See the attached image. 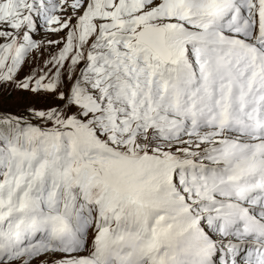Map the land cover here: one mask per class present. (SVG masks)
I'll use <instances>...</instances> for the list:
<instances>
[{
  "label": "snow or ice",
  "instance_id": "obj_1",
  "mask_svg": "<svg viewBox=\"0 0 264 264\" xmlns=\"http://www.w3.org/2000/svg\"><path fill=\"white\" fill-rule=\"evenodd\" d=\"M41 24L18 87L60 104L0 120V264H264V0H0V83Z\"/></svg>",
  "mask_w": 264,
  "mask_h": 264
},
{
  "label": "rangeland",
  "instance_id": "obj_2",
  "mask_svg": "<svg viewBox=\"0 0 264 264\" xmlns=\"http://www.w3.org/2000/svg\"><path fill=\"white\" fill-rule=\"evenodd\" d=\"M40 30L35 34V39L41 42V49L32 54V57L25 63L17 74L15 81L10 83H0V119L5 117L30 118V110H47L55 107L60 102L57 98L48 93H34L18 87V82L26 77H38L42 74V69L50 67L47 62L55 56L61 44L49 43V41H63L67 29L63 32H50L41 24ZM82 66V65H81Z\"/></svg>",
  "mask_w": 264,
  "mask_h": 264
},
{
  "label": "bare ground",
  "instance_id": "obj_3",
  "mask_svg": "<svg viewBox=\"0 0 264 264\" xmlns=\"http://www.w3.org/2000/svg\"><path fill=\"white\" fill-rule=\"evenodd\" d=\"M41 28V27H40ZM253 209H255V210H258V207L257 206H253L252 207ZM246 243H248V242H242V244H241V248H243L245 245H246ZM249 244V243H248ZM81 255H87V252H84V253H81ZM229 256V255H228ZM227 256V257H228Z\"/></svg>",
  "mask_w": 264,
  "mask_h": 264
},
{
  "label": "trees",
  "instance_id": "obj_4",
  "mask_svg": "<svg viewBox=\"0 0 264 264\" xmlns=\"http://www.w3.org/2000/svg\"><path fill=\"white\" fill-rule=\"evenodd\" d=\"M26 119H28V118H26ZM0 120H1V119H0ZM29 120H31L32 123H39V121L36 120L33 116H31V117L29 118Z\"/></svg>",
  "mask_w": 264,
  "mask_h": 264
}]
</instances>
